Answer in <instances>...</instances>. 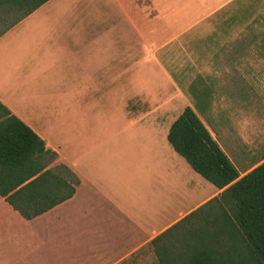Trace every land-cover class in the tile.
I'll return each mask as SVG.
<instances>
[{"label": "crops", "instance_id": "crops-1", "mask_svg": "<svg viewBox=\"0 0 264 264\" xmlns=\"http://www.w3.org/2000/svg\"><path fill=\"white\" fill-rule=\"evenodd\" d=\"M255 93L264 95V0L45 2L0 36V104L80 182L32 219L0 196V264H159L152 240L222 191L174 151L171 123L189 106L221 146L222 118L247 116ZM68 119L76 130L85 119L91 136L64 161ZM174 179L201 196L174 210L164 194L153 203L151 183L164 192Z\"/></svg>", "mask_w": 264, "mask_h": 264}, {"label": "trees", "instance_id": "trees-1", "mask_svg": "<svg viewBox=\"0 0 264 264\" xmlns=\"http://www.w3.org/2000/svg\"><path fill=\"white\" fill-rule=\"evenodd\" d=\"M47 1L0 0V36ZM0 108V196L32 219L71 198L80 181L56 162V151ZM167 139L193 171L222 191L152 240L159 264H264V160L240 176L189 106L171 123Z\"/></svg>", "mask_w": 264, "mask_h": 264}, {"label": "rangeland", "instance_id": "rangeland-1", "mask_svg": "<svg viewBox=\"0 0 264 264\" xmlns=\"http://www.w3.org/2000/svg\"><path fill=\"white\" fill-rule=\"evenodd\" d=\"M255 89H257V86L255 87ZM254 99L253 110L251 112L249 111L247 113V116H245V112L241 110L230 111V114L232 116L228 118H222V127L219 128V133L215 134L226 154L241 172L249 171L255 165L261 163L264 160V95L263 97H261V95H257L255 93ZM226 104L231 105L232 102ZM62 123L63 125L61 133L59 134V141H62V143L65 142V145L63 144L61 146V153L63 155L62 160L66 161L71 158V155L75 153L78 154V152L84 150L80 149V147L82 145L85 147L87 143V136L91 135L88 132L89 129L87 128L85 119L84 121L81 120L79 122L77 130L74 129L75 126L71 124L70 119ZM113 132L114 126L112 125V123H109L107 129L108 134H105L104 136H107V138L110 137L107 139V141L111 144L116 143L117 140L112 135ZM69 139H71L70 142H73V146L71 143H69ZM63 146L65 147L63 148ZM104 152V158L108 159V161L110 162L109 173L116 174L117 171L115 170H117L118 167L116 166V162L113 163L112 160L118 159L117 152L110 148L109 150H105ZM102 157L103 152L102 156H99V158ZM135 168H137V170H141L140 173L142 175L146 174L143 171L144 165H140L139 167ZM191 171L192 173H196L192 169ZM196 175L199 177V179H201V181H204L207 184L211 185L207 180L202 178L197 173ZM159 177H161V175ZM143 184H145V182H143ZM180 185L181 182L178 183L176 182V179H174L172 188L169 184V186L163 190L164 192H162L161 190H159V188L151 189V187H153V184L151 183V187L148 188L147 191L151 190L153 194L151 200L153 201V203H155V200H158L156 202L157 205L158 202L161 201V194H164L165 196L164 198H162V200L164 201L169 200L170 202V200L173 199V210L178 206L185 208L189 204L195 202L201 196V191L199 190L195 194H191V196H188L187 194H185L186 190L181 188ZM129 187L130 186H128L127 189H129ZM180 188L184 190L183 196ZM171 190L173 191V193ZM177 195L182 199H179L178 197L176 198ZM175 198L176 201H179L178 203L175 202ZM8 216L9 215H5V217Z\"/></svg>", "mask_w": 264, "mask_h": 264}]
</instances>
